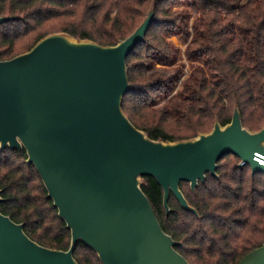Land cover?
Listing matches in <instances>:
<instances>
[{"label":"trees","instance_id":"obj_1","mask_svg":"<svg viewBox=\"0 0 264 264\" xmlns=\"http://www.w3.org/2000/svg\"><path fill=\"white\" fill-rule=\"evenodd\" d=\"M155 3L145 40L127 58L132 88L122 104L131 122L152 139L176 141L225 125L238 106L243 126L264 127V0H0V60L29 50L43 36L66 32L75 38L114 45L130 35ZM192 64L173 106L156 107L158 88L171 93L181 77L175 65L180 48ZM160 64L161 66H157ZM163 66V67H162ZM166 67L174 70L168 72ZM26 151L0 149L1 211L24 223L41 245L68 249L71 232ZM228 153L218 161L217 177L207 174L192 190L180 188L197 214L171 193L166 212L163 190L143 176L142 189L176 249L191 264H237L264 244V173L239 167ZM79 264H102L82 241L74 248Z\"/></svg>","mask_w":264,"mask_h":264},{"label":"water","instance_id":"obj_2","mask_svg":"<svg viewBox=\"0 0 264 264\" xmlns=\"http://www.w3.org/2000/svg\"><path fill=\"white\" fill-rule=\"evenodd\" d=\"M154 15L155 3L114 45L55 32L0 60V149L26 151L71 232L68 249L46 247L0 209V264H79V241L102 264H191L162 228L143 176L161 186L167 213L172 193L197 214L180 183L195 190L208 173L217 177L224 155L238 156L237 165H249L252 174L264 173V127L243 126L237 105L229 123L216 120L210 131L176 141L152 139L127 117V58L145 40ZM12 18L0 16V23ZM237 264H264V244Z\"/></svg>","mask_w":264,"mask_h":264},{"label":"rangeland","instance_id":"obj_3","mask_svg":"<svg viewBox=\"0 0 264 264\" xmlns=\"http://www.w3.org/2000/svg\"><path fill=\"white\" fill-rule=\"evenodd\" d=\"M171 41L180 48L176 62H175V65H173V66L179 67L181 69V77L175 83L174 90L171 91V93H169L166 90V86L158 88L157 92L160 93L161 100L156 105V107H160V106L166 105V104L169 106H173L175 104L174 99H176L178 97V93L180 91L181 84L188 78V76L192 70V64L186 59V57L184 55L185 45H183L177 39V37H171ZM157 66H161V65L158 64ZM163 69H166L168 72H172L174 70L171 67H166Z\"/></svg>","mask_w":264,"mask_h":264},{"label":"bare ground","instance_id":"obj_4","mask_svg":"<svg viewBox=\"0 0 264 264\" xmlns=\"http://www.w3.org/2000/svg\"><path fill=\"white\" fill-rule=\"evenodd\" d=\"M262 160L264 161V158H262ZM262 163H264V162H262Z\"/></svg>","mask_w":264,"mask_h":264},{"label":"built area","instance_id":"obj_5","mask_svg":"<svg viewBox=\"0 0 264 264\" xmlns=\"http://www.w3.org/2000/svg\"><path fill=\"white\" fill-rule=\"evenodd\" d=\"M260 161L264 162V161L262 160V158H261V160H260Z\"/></svg>","mask_w":264,"mask_h":264}]
</instances>
